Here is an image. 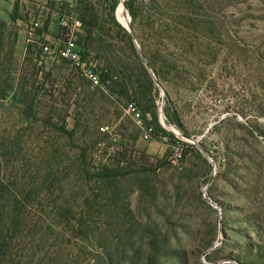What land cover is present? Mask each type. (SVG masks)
<instances>
[{
	"label": "rangeland",
	"instance_id": "1",
	"mask_svg": "<svg viewBox=\"0 0 264 264\" xmlns=\"http://www.w3.org/2000/svg\"><path fill=\"white\" fill-rule=\"evenodd\" d=\"M77 2L52 8L70 14ZM193 5L184 44L174 15L157 52L163 132L152 136L115 96L83 110L90 82L36 44L59 43L48 0H0V82L26 95L17 106L11 95L0 102V132L18 133L36 161L43 150L79 147L97 175L80 192L73 186L75 199L64 192L76 200L78 239L59 258L30 264H264V0ZM34 21L41 28L29 43L24 31ZM85 61L100 68L92 56ZM97 117L104 130L93 144ZM61 126L86 136L73 144L57 137ZM176 143L182 157L174 161ZM103 167L111 177L101 176Z\"/></svg>",
	"mask_w": 264,
	"mask_h": 264
},
{
	"label": "trees",
	"instance_id": "2",
	"mask_svg": "<svg viewBox=\"0 0 264 264\" xmlns=\"http://www.w3.org/2000/svg\"><path fill=\"white\" fill-rule=\"evenodd\" d=\"M193 2L78 0L76 15L81 22L80 33L76 34L78 51L84 60L92 56L100 66L94 68L100 86L90 83L93 90L86 94L83 110L89 107L93 112L97 103L106 104L115 96L134 108L146 132L152 136L163 132L156 110L158 82L162 83L157 52L162 50L160 43L168 41L169 21L172 22L174 15L178 43L184 44L188 20L197 16ZM122 3L130 17L131 32L116 18ZM4 26L0 22V28ZM10 95L11 106L23 104L21 98L26 96L21 86L12 91L0 82V102ZM26 109L22 111L24 114ZM101 121L98 117L90 121L92 133L88 142L100 143L103 136L100 129L104 130ZM56 131L58 138L73 144L81 136L75 128L68 130L61 126ZM76 148L79 151L75 153L43 150L40 161H36L23 153L18 133L11 136L0 132V264H30L38 257L59 258L63 245L71 238L78 239L76 200L68 201L64 192H70V200L75 199L78 193L73 186L80 192L97 175L87 169L86 151ZM102 170L101 176L111 177V170L103 167L99 172Z\"/></svg>",
	"mask_w": 264,
	"mask_h": 264
},
{
	"label": "built area",
	"instance_id": "3",
	"mask_svg": "<svg viewBox=\"0 0 264 264\" xmlns=\"http://www.w3.org/2000/svg\"><path fill=\"white\" fill-rule=\"evenodd\" d=\"M60 0H48L51 9L49 14H55L57 18V25L59 27V43L57 44H47L41 43L37 40L36 44L39 45V48L43 55H46L50 58H59L68 61L75 66L80 72L81 75L86 78L93 86H100L99 77L94 71V66L87 64L83 59L82 54L78 51L76 43V34L81 29V22L77 18V13L73 9L70 14L56 13L52 6H56ZM73 8V7H72ZM41 28V23L39 21H34L31 25L26 26L25 28V38L27 42H34L36 39L35 31ZM128 112L138 121V114L133 107H128ZM139 122V121H138ZM176 154L174 161H177L182 157V150L179 151V143H176Z\"/></svg>",
	"mask_w": 264,
	"mask_h": 264
},
{
	"label": "bare ground",
	"instance_id": "4",
	"mask_svg": "<svg viewBox=\"0 0 264 264\" xmlns=\"http://www.w3.org/2000/svg\"><path fill=\"white\" fill-rule=\"evenodd\" d=\"M127 12L123 9L122 5L120 7H118L117 11H116V17L118 19V21L124 25L127 26L128 24V17H127Z\"/></svg>",
	"mask_w": 264,
	"mask_h": 264
},
{
	"label": "water",
	"instance_id": "5",
	"mask_svg": "<svg viewBox=\"0 0 264 264\" xmlns=\"http://www.w3.org/2000/svg\"><path fill=\"white\" fill-rule=\"evenodd\" d=\"M122 2H123V0H121ZM122 5V7H123V9L125 10V7H124V5H123V3L121 4ZM117 18V17H116ZM118 20V19H117ZM119 22V21H118ZM120 23V22H119ZM130 18L128 17V24H127V26H124V25H122L121 23V25L125 28V29H127L129 32H131V27H130Z\"/></svg>",
	"mask_w": 264,
	"mask_h": 264
}]
</instances>
